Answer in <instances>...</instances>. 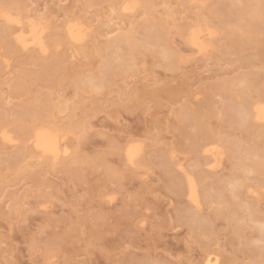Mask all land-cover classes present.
Masks as SVG:
<instances>
[{
    "label": "rangeland",
    "instance_id": "1",
    "mask_svg": "<svg viewBox=\"0 0 264 264\" xmlns=\"http://www.w3.org/2000/svg\"><path fill=\"white\" fill-rule=\"evenodd\" d=\"M259 103L264 0H0V264H264Z\"/></svg>",
    "mask_w": 264,
    "mask_h": 264
},
{
    "label": "bare ground",
    "instance_id": "2",
    "mask_svg": "<svg viewBox=\"0 0 264 264\" xmlns=\"http://www.w3.org/2000/svg\"><path fill=\"white\" fill-rule=\"evenodd\" d=\"M134 6V3L130 4L128 2V4H126L124 6L125 9H132V7ZM7 19H9L10 21H15L16 23H19V19H13L10 18L8 15H5ZM82 30H80V27L73 24L68 26V33L70 35V37L74 40V41H79L82 39ZM209 35L213 34L212 31H208ZM204 35V33H203ZM202 30L200 29H195L192 30L189 34V42L191 45H193L197 52H205L207 45L204 42V39L202 40ZM17 40L23 45V46H27L29 44H33V45H40V34L37 32L36 28L33 26L31 27V29L29 30V32H27L26 34L23 33L22 31L19 32L18 36H17ZM254 117L256 120H262L264 121V104H257L254 107ZM33 143H34V147L36 149L39 150V152L42 155H51L53 158H57L61 152L65 153L67 150L64 148L63 150L60 149V145H59V141H58V136L55 132H53L52 130H50L49 128L46 127H39L37 128L34 133H33ZM138 147V146H137ZM207 149V148H206ZM210 149V148H209ZM210 153L212 154V158L213 156H215L216 154V149L212 148L209 150ZM137 153V149L136 146H130L129 149L127 150V157L129 160H133ZM219 154V152H218ZM134 157V158H133ZM218 160V159H217ZM189 197L193 198L196 196V194L194 195V186H192L191 183H189ZM205 264H216V262L212 263L209 259H206Z\"/></svg>",
    "mask_w": 264,
    "mask_h": 264
}]
</instances>
